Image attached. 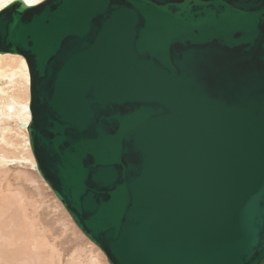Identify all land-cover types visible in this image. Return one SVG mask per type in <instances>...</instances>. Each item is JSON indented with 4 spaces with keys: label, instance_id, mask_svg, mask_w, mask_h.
Masks as SVG:
<instances>
[{
    "label": "water",
    "instance_id": "obj_1",
    "mask_svg": "<svg viewBox=\"0 0 264 264\" xmlns=\"http://www.w3.org/2000/svg\"><path fill=\"white\" fill-rule=\"evenodd\" d=\"M36 169L108 264H264V0H14Z\"/></svg>",
    "mask_w": 264,
    "mask_h": 264
},
{
    "label": "bare ground",
    "instance_id": "obj_2",
    "mask_svg": "<svg viewBox=\"0 0 264 264\" xmlns=\"http://www.w3.org/2000/svg\"><path fill=\"white\" fill-rule=\"evenodd\" d=\"M43 1L30 0V3L26 6H35ZM9 3H11L9 0H0V10ZM28 103L29 75L25 59L20 55L0 54V109L3 112L0 110V117H4L2 119L6 122L9 121L7 125L11 128L8 132H5L7 136H5L4 141L7 144L14 143L11 142L13 138L8 135L17 138L18 140H14L16 141L14 145H19L16 149L20 148L19 154H13V152L7 153L6 150L0 147L4 151L3 155H0V169H3V175L8 173L9 165L24 161L29 170L40 177L31 153L28 132L26 130V126L30 121ZM4 141L0 143H4ZM7 148L9 149V147ZM13 148L15 149V147ZM9 154L12 155L9 156ZM12 160H17V162ZM40 179L43 181L41 177ZM45 185L48 187L46 183ZM10 188L11 184L9 180L6 181V177L5 180H1L0 177V241L5 244L4 247H0V264H83L84 261L75 260L76 252H73L66 261H62L57 249L58 247L54 243L56 242V237H54V230L50 227L51 224H49V236H46L45 231L41 228L43 226L41 224L42 216L38 212V203L35 205L34 203H29L21 193L12 194L13 191H10ZM69 219L71 220L70 217ZM94 246L97 247L96 245ZM98 250L100 249L98 248ZM100 252L102 251L100 250ZM88 264H96L92 255L88 257Z\"/></svg>",
    "mask_w": 264,
    "mask_h": 264
},
{
    "label": "rangeland",
    "instance_id": "obj_3",
    "mask_svg": "<svg viewBox=\"0 0 264 264\" xmlns=\"http://www.w3.org/2000/svg\"><path fill=\"white\" fill-rule=\"evenodd\" d=\"M1 112H2V110H1ZM2 118H4V117H2ZM2 118L0 121L1 122L0 123V139H2V141H0V142H3L5 136H7V135H5V132L6 131L8 132L11 129L7 125L9 123V121L6 122ZM5 122H6V124H4ZM4 128H5V131L3 132ZM1 132H3V133H1ZM6 134H8V133H6ZM8 136L13 138V140L11 139V142L16 143V141H14V140H18L17 138H14L10 135H8ZM14 143H12V144L8 143L7 144L4 141V143H0V147H2V149L6 150L7 153L13 152V154H15V153L19 154L20 148L16 149V147L17 146L19 147V145H17V144L14 145ZM1 144H3V145H1ZM7 147H9V149ZM13 147H15V149ZM1 150H0V155L2 156L4 151L3 150L1 151ZM11 155L12 154H9V156H11ZM12 161L17 162V160H12ZM22 163H25V162L22 161ZM22 163L17 162L15 164L9 165L8 166V173H6L5 175H3V173H4L3 169L2 170L0 169L1 180H5V177H6V181L9 180V182L11 184L10 191H13L12 194L15 195L16 193L17 194L21 193V195H23L25 197L26 201H28L29 203H31V204L34 203V205L36 203H38V205H39L38 212L42 216L41 224L43 226L41 228L45 231L44 233L46 234V236L48 235V233L50 231V229H49L50 227L52 230H54V232H55L54 237H56V242H54V243L58 247L57 249L59 250L60 258L62 259V261H66L68 259V257L72 255L73 252H76L75 253V260L81 261V262L84 261L83 264H88L89 255L93 256L96 264H107V262L105 260V256L103 255V253L100 252V250H98V248L95 247L92 243H90L80 233V231L73 225V223L69 219L68 215L66 214L65 210L61 206L60 202L52 194L51 190L45 185V183L40 179V177H38V175L36 173H32L29 170V167L26 165V163L25 164H22ZM5 171H7V170L5 169ZM8 193H10V192H8ZM6 194H7V192H6ZM49 224H51L50 227H49ZM47 227H48V229H47ZM5 231H7V230H5ZM57 232H58V234H57ZM4 246H5V244L2 241H0V247H4Z\"/></svg>",
    "mask_w": 264,
    "mask_h": 264
},
{
    "label": "snow or ice",
    "instance_id": "obj_4",
    "mask_svg": "<svg viewBox=\"0 0 264 264\" xmlns=\"http://www.w3.org/2000/svg\"><path fill=\"white\" fill-rule=\"evenodd\" d=\"M9 2H12V0H9ZM22 2L27 5L30 3V0H22Z\"/></svg>",
    "mask_w": 264,
    "mask_h": 264
}]
</instances>
